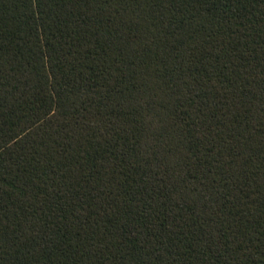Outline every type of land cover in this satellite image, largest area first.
<instances>
[{
	"label": "trees",
	"instance_id": "trees-1",
	"mask_svg": "<svg viewBox=\"0 0 264 264\" xmlns=\"http://www.w3.org/2000/svg\"><path fill=\"white\" fill-rule=\"evenodd\" d=\"M0 264H264V0H0Z\"/></svg>",
	"mask_w": 264,
	"mask_h": 264
}]
</instances>
